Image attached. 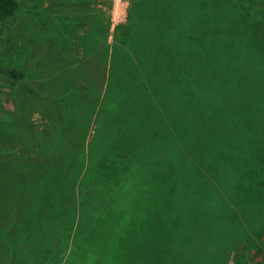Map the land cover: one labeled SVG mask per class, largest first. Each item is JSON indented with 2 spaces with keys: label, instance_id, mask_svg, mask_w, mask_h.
I'll return each instance as SVG.
<instances>
[{
  "label": "rangeland",
  "instance_id": "rangeland-1",
  "mask_svg": "<svg viewBox=\"0 0 264 264\" xmlns=\"http://www.w3.org/2000/svg\"><path fill=\"white\" fill-rule=\"evenodd\" d=\"M18 1L0 26V264H264V183L254 184L264 158V37L241 49L237 42L251 37L235 36L228 0H181L184 15L176 5L152 17L148 7L142 31L135 21L141 6H152L145 0ZM116 3L122 22L113 27ZM247 3L263 14L264 0ZM190 5L207 15L194 51L179 38ZM136 44L149 47L139 72L130 55ZM68 62L70 82L56 90L54 74ZM6 69L23 75L11 80ZM108 84L125 96L116 107L111 97L102 102ZM62 93L79 113L93 110L70 126L82 129L76 178L66 169L60 178L46 154L58 139ZM42 141L43 155L33 147ZM106 155L113 166H97ZM241 181L257 187L249 202L236 191ZM85 190L94 201L84 209ZM189 234L201 237L197 246L185 243Z\"/></svg>",
  "mask_w": 264,
  "mask_h": 264
},
{
  "label": "trees",
  "instance_id": "trees-1",
  "mask_svg": "<svg viewBox=\"0 0 264 264\" xmlns=\"http://www.w3.org/2000/svg\"><path fill=\"white\" fill-rule=\"evenodd\" d=\"M145 1H148L147 3L151 2L152 6H147V11H144V12H143V7L141 6V9L138 11V15L136 18L137 21H135V23H136L137 27L139 26L140 31L146 30L149 27V26H144V25H147L149 23L147 21L148 10L151 9L152 7H155V9H156L154 12H152V17H154V16L155 17L165 16L169 12L170 7H173L176 5H178L177 7H179V10H178L179 15H184V12L180 8V5H179L181 0H175L174 3H168V4L166 3L165 5L161 4L162 6L158 4V3H160L159 0H145ZM201 1H202V3H208V1H206V0H201ZM210 1L212 3L215 2L216 5H219L216 0H210ZM229 1L230 0L225 2V7H229L232 10V12L235 15V18L237 20V24L239 25V28L237 29L235 36L242 37V38L251 37L250 40L241 39L237 42V44H239V43L245 44V46L241 47V49L242 48L248 49L247 47L255 46V42L251 39L264 37V11H263L262 15H259V14L253 15V13H251L250 5L247 3V0H235L236 3L237 2L241 3L240 6L236 5L235 7L233 4L231 5V2L229 3ZM255 1L256 0H249V3H254ZM148 7H150V8L148 9ZM19 10H20V2L18 0H0V26H2L9 18L14 17ZM202 12L203 11H201V9L199 7H197V11H196V10H194L192 5L189 6V13L187 14V16L189 17L190 21H189V24L186 28V31L184 32V30H183V33L179 37L182 39L181 42L183 43V45L187 44L188 49L191 48L192 51H194L195 47H196L194 45V43L205 36V34L203 32V24H204V21H205V18L207 17V15H205ZM129 40L131 42L132 39L130 38ZM146 43H148V42H146ZM134 44H135V42H134ZM124 48L125 47L121 48L122 50L119 51L120 53L117 54V57L119 56V58L122 59L124 54H127L126 51L124 50ZM184 48H185V46H184ZM142 54L143 55L149 54V47L147 45L144 46L143 44H140V45L136 44L133 47L132 54L130 53V55H132L131 57L133 59L132 60L133 67L136 68L137 72H139L138 68L142 65V62L140 61V56H142ZM138 57H139V59H138ZM115 60L116 59H113V62H112L113 64L114 63H116V64L120 63V62L117 63V61H115ZM120 64H122V63H120ZM120 64H118V65H120ZM68 65H69V62L66 63L65 65H63V67L66 69L63 71V73H60V75H56V73L54 74V77L52 79V81L54 83V89L61 90V89H63V87L64 88L66 87L67 83L70 82L72 70L67 69ZM4 71L6 72V74L9 76V78L11 80L22 77V75H23L21 71L16 70V69H6ZM138 75H139V78L141 79V74H138ZM181 75H183V74L179 73V74H177V77H179ZM112 76L113 75L111 73L110 79H112ZM117 76L120 78L119 74H117ZM107 88H109V93L107 92L106 94H104V97L102 100L103 104L108 102L109 97H111V99L116 102L115 107L118 106L119 102L125 98V96H123L121 93V89L120 88H112L109 84H108ZM116 89H118V90H116ZM100 91H101V89L98 88V86L94 87V96H95L94 101H96L97 98L99 97ZM146 92L148 94L147 97L149 98L150 102L153 105H156V98L153 95V93L151 92V90L149 88H147ZM107 94H108V96H107ZM142 94L144 95L145 93H142ZM60 97H61L62 101L64 100L65 105L62 104L61 105L62 108L60 107L58 110L59 112H58L57 128L54 129V132L56 131L55 134L57 135L58 139L53 142L50 150L46 154H47V158L49 160V163L51 164V165L49 164L50 167H52L53 168L52 170H54L57 174L60 175V178H64L62 176V174L67 172V171H71V172H69L68 175L76 178V174H75L76 170L72 169L76 166H74V165L72 166V162L73 163L75 162V151L77 148L75 140H77L78 137H80V130H82V129H79L78 127L73 128V129H75V131H77V132L79 131L78 132L79 135L75 136L74 135L75 131H72V130L70 131V129H71L70 126L75 125L73 116L75 117L76 122H77V120L79 118H81V116H82V119L83 118H85V119L89 118L90 115L93 113V110L91 109V105L86 106V107H84V112H82V114H81V113H79L81 111L80 105L78 103H74V101H71L70 100L71 96H66V95L63 96V93H62ZM247 100L249 101V103L253 102V101H250L249 97L247 98ZM257 101H259V99H256L254 102H257ZM67 107L69 108L68 110H67ZM102 109L103 108H101V111H102ZM69 111H71V112H69ZM101 111L99 112V116L104 114V112L103 111L101 112ZM99 118H101V116ZM258 120H259V118H258ZM257 122L258 121L252 122L249 125V127L253 128V125H255ZM257 126H258V124H257ZM101 128H104V127L101 125L100 129ZM45 131L50 132V130H47V129ZM38 134H41V132H38ZM98 136H101L102 138H107L106 133H104V131H100V130L98 132L97 137ZM59 141L65 143V145L67 146L66 150L57 148V143ZM43 145H45L44 141H42L41 143L38 142L39 147H35V146H33V147L38 149V151H40L41 154L43 155V154H45ZM92 147H93V145H92ZM257 147H258V145L256 147H254V151H253L254 153H255ZM259 147H263V149H261V150H264V143L262 144V146H259ZM259 152H260V150H259ZM263 153H264V151H263ZM101 154H105V152H101ZM259 154H261V153H259ZM113 162L116 163L117 160L114 159ZM98 165L104 166L105 168H108V166H110V167L113 166V165H111V158L108 155H106V158L102 159L101 161L99 160L97 166ZM259 166H260V168H262L263 172H259L258 174H256L254 176V184L264 183V158H260ZM97 168H99V167H97ZM68 169H71V170H68ZM98 170L101 171L100 168ZM112 175H114V174L112 173ZM243 182L244 181H241V183H239V186H237L236 191L239 188V191H240L239 194H240L241 199L244 202H249L252 198L251 195L255 194L257 187H254L252 184H250V185H247L246 183L242 184ZM73 185L75 187L76 193H75V196H71L70 200L75 203L74 207H72V208L74 210V214H76L79 210V199H80V197H79V193L77 190V186L75 185V181L73 182ZM81 193L82 194H80V195L83 196V197L81 196L82 197L81 202L85 204V205H83L84 209H85V207L87 205L91 206V204L94 201V196H92V194L90 192H86V190L84 192H81ZM239 204L243 205L241 203H238V205ZM115 211L118 212V214H119V210L115 209ZM60 212H63L62 208H61ZM86 215H88V214H86ZM55 217H56V215H55ZM107 218L108 217H106V218L102 217L101 218L98 216L97 218H95V219L92 218V219L93 220H101V219L107 220ZM64 223L65 222L63 220L61 222L62 227L64 226ZM121 224H122L121 218H119V221L116 223V226L120 227ZM83 226H85V225L83 224ZM85 231H86V228H85ZM80 232H82V229H79V233ZM77 233H78V229L76 231V234ZM71 234H74V233H69V235H67V237L68 236L70 237ZM73 238H74V236H73ZM199 240L201 241V237L197 234H189V237H185V241H186L185 243H191L193 246H197ZM194 243H196V245ZM189 246H190V244H189ZM191 250H189V251H191ZM194 253L195 252H192V255ZM196 255H198V254L196 253ZM191 257L192 256H190V258ZM211 258L212 257H210V259ZM186 263L187 262L185 261L184 264H186ZM191 263H193V262H191Z\"/></svg>",
  "mask_w": 264,
  "mask_h": 264
},
{
  "label": "built area",
  "instance_id": "built-area-1",
  "mask_svg": "<svg viewBox=\"0 0 264 264\" xmlns=\"http://www.w3.org/2000/svg\"><path fill=\"white\" fill-rule=\"evenodd\" d=\"M117 5L118 4L116 3V5H115V7L113 9V18L111 19L113 27L118 25V24H120L122 22V18L119 16L121 14V12L118 13Z\"/></svg>",
  "mask_w": 264,
  "mask_h": 264
},
{
  "label": "crops",
  "instance_id": "crops-1",
  "mask_svg": "<svg viewBox=\"0 0 264 264\" xmlns=\"http://www.w3.org/2000/svg\"><path fill=\"white\" fill-rule=\"evenodd\" d=\"M81 1H85L86 3H88V0H81ZM90 6L93 8V3H91Z\"/></svg>",
  "mask_w": 264,
  "mask_h": 264
}]
</instances>
